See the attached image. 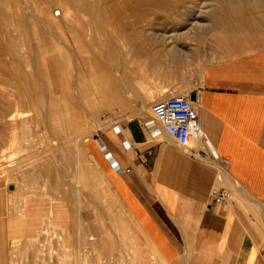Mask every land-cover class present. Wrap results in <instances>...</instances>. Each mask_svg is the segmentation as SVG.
<instances>
[{
    "label": "rangeland",
    "instance_id": "374dc122",
    "mask_svg": "<svg viewBox=\"0 0 264 264\" xmlns=\"http://www.w3.org/2000/svg\"><path fill=\"white\" fill-rule=\"evenodd\" d=\"M88 1H92L88 8L70 2L71 15L64 13L58 0H26V3L20 0L22 9L12 4L5 11L0 6V188L6 192L8 220L11 221L4 264H167L145 239L133 236L129 217L87 149L88 140H98L104 126L120 121L110 113L108 103L117 87L107 88V75L116 79L113 75L118 68L125 75L144 78L148 84L155 85L157 92L145 97L151 115L150 108L155 101L187 92L182 88L179 92L171 91L170 79L181 73L197 72L198 51L203 44L200 39L206 35L202 33L211 24H218L223 12L217 6L218 0H170L172 7L165 8L167 11L132 12L120 6L118 20L108 23L100 0ZM44 4L51 5L49 17L41 10ZM57 11L63 12L57 14ZM100 11L104 19L92 17ZM72 15L76 16L73 21ZM50 18L55 21L48 22ZM90 19H93L91 23ZM102 20L106 22L103 25ZM182 33L184 38L181 39ZM167 43L182 52L191 48L192 54L181 52L178 59H172L168 53L172 46ZM139 47L151 56L160 55L157 62L150 61L149 56L141 58L132 53L130 48ZM96 54L105 60L106 73L102 74L100 67L91 68L89 59ZM62 58L65 70L60 68ZM155 64L156 71L147 70ZM98 75L103 84L95 79ZM100 92L108 96L107 99H102ZM125 97L136 98L133 94ZM12 111L13 117L16 115L14 119ZM71 111L81 113L82 119L85 117L88 131L82 136L79 135L82 132L67 130L74 120ZM77 149L85 150H79L84 153L80 156L82 159ZM87 152L92 160L94 158L96 167L89 164ZM92 168L102 172V177L99 176L103 182L90 181ZM80 170L84 175L87 173V179L78 177ZM12 184L14 188H10ZM79 222L85 229L82 230L84 243L89 242L86 245L88 260L81 258L80 246L72 245L73 239L81 237ZM136 239L140 241L138 244H134Z\"/></svg>",
    "mask_w": 264,
    "mask_h": 264
},
{
    "label": "crops",
    "instance_id": "0c3cea01",
    "mask_svg": "<svg viewBox=\"0 0 264 264\" xmlns=\"http://www.w3.org/2000/svg\"><path fill=\"white\" fill-rule=\"evenodd\" d=\"M236 13L205 28L197 72L169 82L171 91L196 94L213 151L203 139L185 147L161 124L147 127L149 102L140 95L156 93V86L118 68L112 74L117 82L107 88L117 87L119 96L108 105L120 121L100 128L98 140H88L138 226L131 229L167 264H264V16ZM223 20L231 27L222 26ZM130 94L136 98L125 97ZM214 188L224 196L214 197ZM6 198L0 188V264L11 222Z\"/></svg>",
    "mask_w": 264,
    "mask_h": 264
},
{
    "label": "bare ground",
    "instance_id": "6f19581e",
    "mask_svg": "<svg viewBox=\"0 0 264 264\" xmlns=\"http://www.w3.org/2000/svg\"><path fill=\"white\" fill-rule=\"evenodd\" d=\"M38 2H40V1H38ZM52 2V1H51ZM70 2H72V3H74V5H78V6H84V7H86V8H88L90 5H91V2H89L88 0H58V4H60L61 5V8H62V10L64 11V13L66 14V15H71V13L70 12H73V11H71L72 9H71V6H70ZM97 2H99V1H95V3H97ZM181 2V1H180ZM215 2V1H214ZM25 3H26V0H25ZM35 4H36V2H34ZM33 3V4H34ZM43 3H45V2H43ZM94 3V4H95ZM99 3H101L100 5L101 6H103L106 10H105V12H103L105 15H103V14H101L102 12L100 11V13H97L96 14V16H92V17H95V19H99V18H103V16H105V19H106V22H108V23H111V22H113V21H115V20H118L117 18H118V16H117V14H118V9H120V6H123V7H126V8H130L131 10H132V12H135V11H141V10H143V9H146V10H150V9H158V11H159V9H161L160 11H162V9H167L169 6H170V8L172 7L171 6V4H170V0H100V2ZM211 3H213V2H211ZM12 4H15L16 5V7L18 8L19 7V9L22 7L21 5H20V0H0V6L4 9V11L5 10H7L8 8H10V6H12ZM191 4V3H190ZM189 4V5H190ZM217 6H219L221 9H220V11H222L223 13H226V12H234L233 14H235L236 12L237 13H239V14H241L240 12H245L246 10H248V9H250V11H256V13H260L261 14V11H263L264 12V0H254V1H250L249 0V2H247L246 0L244 1V0H218V2H217ZM194 5V4H193ZM195 5H198V4H196V2H195ZM194 5V6H195ZM21 6V7H20ZM95 6V5H94ZM176 6V5H175ZM24 7V6H23ZM202 7V6H201ZM200 7V8H201ZM55 8V7H54ZM91 8V7H90ZM199 8V9H200ZM203 8V7H202ZM12 9V8H11ZM18 9V10H19ZM22 9V8H21ZM60 9V8H59ZM58 9V10H59ZM100 9V8H99ZM165 9V10H166ZM196 9V8H195ZM38 10V9H37ZM41 10H44L45 12L44 13H46L47 15H48V17L51 15V13H52V10H51V5H49V4H44V6L41 8ZM41 10H39V12L41 11ZM93 10V9H92ZM168 10V9H167ZM166 10V11H167ZM205 10V9H204ZM63 11H57L56 13L57 14H59V13H61V12H63ZM103 11V10H102ZM31 12V11H30ZM38 12V11H37ZM38 12V13H39ZM43 12V11H42ZM205 12V11H204ZM262 12V13H263ZM187 13V12H186ZM193 13H194V11H193ZM203 13V12H202ZM201 13V14H202ZM221 14V15H223L224 16V14ZM230 13V14H231ZM236 13V15L237 16H239L238 14ZM18 14V13H17ZM233 14H231V15H233ZM103 15V16H102ZM189 15H191V14H189ZM198 15H199V13H198ZM226 15V14H225ZM245 15V14H244ZM256 15H258V14H256ZM245 16H247V13H246V15ZM248 16H249V14H248ZM253 16V15H252ZM259 16V15H258ZM261 16V15H260ZM259 16V17H260ZM263 16H264V14H263ZM37 17V16H36ZM73 17H76L75 15H72V17L70 16V18H72V21L74 20L73 19ZM177 17H179V15L177 16ZM190 17H192V16H190ZM202 17V16H201ZM213 17V16H212ZM216 17V16H215ZM240 17H243L242 15L240 16ZM255 17H257V16H254V18ZM188 18V17H187ZM194 18V17H193ZM197 18H199V16L197 17ZM196 18V19H197ZM238 18V17H237ZM262 18V17H261ZM67 19V18H66ZM104 19V18H103ZM239 19H241V18H239ZM256 19V18H255ZM39 20V19H38ZM163 20V19H162ZM219 20V19H218ZM236 20V19H235ZM257 20V19H256ZM259 20V19H258ZM40 21V20H39ZM42 21V20H41ZM53 21H55L54 19H49L48 20V22H50V23H52ZM60 21V20H59ZM93 21V19L91 20L90 19V23ZM103 21V23H102V25L103 24H105L106 22H104V20H102ZM182 21V20H181ZM261 21V20H260ZM163 22V21H162ZM178 22H180V21H178ZM188 22H190V21H188ZM201 22V21H200ZM218 22V21H217ZM222 23V26H224L225 28H229V27H231L230 25L232 24H230L229 22H226V20H223V21H221ZM226 22V23H225ZM259 22V21H258ZM257 22V24H259ZM79 23V22H78ZM89 23V24H90ZM165 23V22H164ZM193 23V22H192ZM196 23H198V22H196ZM203 23V22H202ZM201 23V24H202ZM208 23V22H207ZM225 23V24H224ZM45 24V23H44ZM43 24V25H44ZM200 23H198V25H199ZM200 24V25H201ZM204 24V23H203ZM210 24V23H209ZM235 24H236V22H235ZM46 25V24H45ZM242 25V24H241ZM247 25H248V23H247ZM261 25H262V23H261ZM168 26V25H167ZM192 26V25H191ZM203 26V25H202ZM202 26H200V27H202ZM249 26V25H248ZM251 26V25H250ZM249 26V27H250ZM263 26V25H262ZM16 27V26H15ZM196 27H197V25H196ZM199 27V26H198ZM234 27V26H233ZM252 27V26H251ZM97 28V27H96ZM260 28V27H259ZM233 29V28H232ZM236 29V28H235ZM235 29H234V32H235ZM261 29V28H260ZM16 30V29H15ZM187 30V29H186ZM186 30H184V32L186 31ZM199 30V29H198ZM223 30V29H222ZM237 30H239L238 28H237ZM243 30H245L244 28L242 29V31ZM248 30V32H249V29H246V31ZM252 30V29H251ZM264 30V29H263ZM11 31V30H10ZM189 32H190V28H189V30H188ZM193 31V30H192ZM224 31V30H223ZM232 31V30H231ZM240 31H241V29H240ZM98 32V31H97ZM149 32V31H148ZM195 32V31H194ZM225 32V31H224ZM254 32H255V30H254ZM157 33V32H156ZM161 33V32H160ZM173 34L175 33V32H172ZM181 33V32H180ZM179 33V34H180ZM192 33V32H191ZM210 33H211V31H210ZM238 33V32H237ZM241 33V32H240ZM244 33V32H243ZM264 33V32H263ZM262 33V34H263ZM163 34V33H162ZM167 34V32L165 33V35ZM178 34V35H179ZM193 34V33H192ZM228 34V33H227ZM226 34V35H227ZM242 34V33H241ZM6 35V34H5ZM76 36H77V34H75ZM154 35H155V33H154ZM168 35H169V33H168ZM171 35V34H170ZM170 35H169V38H173V40H174V37L172 36V37H170ZM177 34H176V36H178ZM233 35V34H232ZM260 35V34H259ZM264 35V34H263ZM175 36V35H174ZM181 36V35H180ZM186 37H188L189 36V34H187V35H185ZM238 36V35H237ZM10 37V36H9ZM159 37V36H158ZM185 37V38H186ZM207 37V36H206ZM234 37V36H233ZM239 37V36H238ZM246 37H247V35H246ZM163 38V37H162ZM164 38H166V42H167V39H168V37L167 36H165ZM178 38H180V37H178ZM178 38H177V41H178ZM182 38H184L183 37V33H182V36H181V39ZM251 38H253V35H252V37ZM257 38H259V37H257ZM14 39V38H13ZM159 39H161V38H159ZM247 39V38H246ZM245 39V40H246ZM170 40H172V39H170ZM169 40V41H170ZM175 40H176V38H175ZM196 40V39H195ZM198 40V39H197ZM225 40H227L226 38H225ZM235 40V39H234ZM161 41V40H160ZM177 41H175L174 43L176 44L177 43ZM189 41V40H188ZM201 41V40H200ZM229 41V40H228ZM242 41V40H241ZM249 41V40H248ZM255 41V40H254ZM18 42V41H17ZM165 42V41H164ZM172 42V41H171ZM170 42V43H171ZM219 42V41H218ZM264 42V41H263ZM65 43H67V42H65ZM169 43V42H168ZM167 43V44H168ZM174 43H171L172 45L174 44ZM187 43V42H186ZM194 43V42H193ZM243 43V42H242ZM256 43V42H255ZM171 44H168L169 45V47H170V45ZM189 44V43H188ZM222 44V43H221ZM247 44V43H246ZM248 44H249V42H248ZM260 44V43H259ZM264 44V43H263ZM69 45V44H68ZM171 45V46H172ZM182 45V44H181ZM193 45V44H192ZM192 45H191V47H192ZM242 45V44H241ZM251 45V44H250ZM174 46V45H173ZM173 46L172 47H170V48H168L169 49V55H170V58H172V59H178L177 58V55H179V53H181L182 52V50H177V49H174L173 48ZM197 46V45H196ZM195 46V47H196ZM227 46H229L228 45V43H227ZM227 46H225V47H227ZM231 46V45H230ZM234 46V45H233ZM71 47V46H70ZM134 47V46H133ZM175 47V46H174ZM190 47V46H189ZM242 47V46H241ZM253 47V46H252ZM16 48V47H15ZM112 48V47H111ZM197 48H198V46H197ZM196 48V49H197ZM251 48V47H250ZM249 48V49H250ZM72 49V48H71ZM131 50H132V53H134L135 55H138V56H142L141 58H143V56H149V59H151V60H155L156 62H157V60H158V56H160V55H153V56H151V55H149L147 52H146V49L144 50V49H142V48H136V49H132V48H130ZM184 49H186V48H184ZM188 49V48H187ZM128 50V49H127ZM192 49L190 48V51H188V52H191L190 54H192V51H191ZM59 51V50H58ZM112 51V50H111ZM111 51L109 52V53H111ZM129 51V50H128ZM198 51V50H197ZM246 51H248V49L246 50ZM252 51V50H251ZM17 52V51H16ZM183 52H184V54L185 53H187L188 54V52H186L185 50H183ZM183 52H182V54H183ZM245 52V51H244ZM97 53V52H96ZM130 53V52H129ZM168 53H165V54H168ZM100 54V53H99ZM183 54V55H184ZM196 54V53H195ZM63 55V54H62ZM68 55V54H67ZM102 56H104V55H102ZM181 56V55H180ZM187 56V55H186ZM189 56V55H188ZM192 56V55H191ZM64 57V56H63ZM66 57V56H65ZM168 59H169V57L168 56H166ZM1 58V57H0ZM90 58V57H89ZM180 58V57H179ZM183 58V57H182ZM181 58V59H182ZM194 58V57H193ZM90 60V65L92 66H90L91 68H101V70H102V74H103V72L105 71V73H106V69H105V63H104V61H103V58H100L97 54L96 55H94V56H92L91 57V59H89ZM145 60V59H144ZM148 60V59H147ZM183 60V59H182ZM172 61H174V60H172ZM190 61V60H189ZM60 62H61V64H60V68H62V69H64V66H63V58H62V60H60ZM184 62V61H183ZM193 62V61H192ZM173 63V62H172ZM180 64V63H179ZM144 65V64H143ZM174 65H175V63H174ZM181 65V64H180ZM188 66H189V64H188ZM146 67V66H145ZM156 64H155V66H148L147 67V70L149 69V70H151L152 69V71L153 70H155L156 71ZM78 68V67H77ZM99 68V69H100ZM103 68V69H102ZM184 69H185V67H184ZM183 69V70H184ZM65 70V69H64ZM78 70V69H77ZM182 70V71H183ZM2 71V70H1ZM108 72V71H107ZM146 72V71H145ZM184 72V71H183ZM66 74V73H65ZM64 75V74H63ZM1 76V75H0ZM101 76V75H100ZM176 76V75H175ZM174 76V77H175ZM95 77V76H94ZM71 78V77H70ZM97 78L99 79V80H97ZM98 82H99V84H103V79H102V77H100L99 78V75H98V77H96L95 78ZM114 78H110V77H108V75H107V78H106V82H107V85H112L113 84V82H117V79H114ZM142 86V85H141ZM9 87V86H8ZM26 88V87H25ZM68 90V89H67ZM70 90V89H69ZM156 90V89H155ZM72 91V90H71ZM68 92V91H67ZM106 92V91H105ZM71 92H69V94H70ZM101 93V92H100ZM108 93V92H107ZM25 94V93H24ZM61 94V93H60ZM71 96H72V94H70ZM76 95V94H75ZM102 95V96H101ZM101 98L102 99H104V98H106L107 99V97H106V95H103V93H101ZM24 96V95H23ZM61 96V95H60ZM119 96V94L116 92V94L114 95V96H111V102H112V99H115V98H117ZM144 96V95H143ZM147 96H149L148 94L147 95H145L144 97H147ZM27 97V96H26ZM67 97V96H66ZM156 97V96H155ZM25 98V97H24ZM62 98V97H61ZM64 98V97H63ZM70 98L71 97H69L67 100H69L70 101V105H71V100H70ZM99 98V97H98ZM28 100V99H27ZM61 100V99H60ZM66 100V101H67ZM105 100V99H104ZM64 101V100H63ZM110 102V103H111ZM112 104V103H111ZM59 106V105H58ZM113 107V106H112ZM111 108V107H110ZM116 108V107H115ZM19 112V111H18ZM25 112V111H24ZM23 113V112H22ZM71 113H72V115H73V121H71L70 122V125H69V127H68V132L69 133H74L75 131L77 132H82V133H79V135L80 136H82L81 134H83L84 132L86 133L88 130V126L87 125H85L86 123L84 122V118L85 117H83V119H82V116L83 115H81V113H78L77 114V112H72L71 111ZM15 113L12 111L11 112V117L14 119V117L16 116H14L13 117V115H14ZM24 115V114H23ZM23 115H21V116H23ZM25 117V116H24ZM8 118H10V115L8 116ZM78 118V119H77ZM87 118V117H86ZM83 121V122H82ZM85 121H87L86 119H85ZM62 129H63V127H62ZM66 130V131H67ZM77 134V133H76ZM83 137H84V135H83ZM82 137V138H83ZM91 137V136H90ZM77 139V138H76ZM78 140V139H77ZM81 140V139H80ZM82 141V140H81ZM78 142V141H77ZM81 143V142H80ZM79 143V144H80ZM210 147L212 148V145H211V143H210ZM88 149V148H87ZM78 150V157L79 158H81L80 156L83 154L84 155V151H83V149H77ZM79 150H82L83 152H82V154H81V152L79 151ZM77 153V152H76ZM87 155L89 156V159H88V161H90L89 162V164H91L92 165V167L93 166H97L96 165V163H93V161H94V158H93V160L91 159L92 157H91V154H89L88 152H87ZM77 156V155H76ZM78 157H77V161H78ZM83 158H84V156H83ZM82 159V158H81ZM86 159V158H85ZM96 162V161H95ZM88 163V162H87ZM88 166H90V165H88ZM81 167V166H80ZM91 167V166H90ZM81 169V168H80ZM91 169V168H90ZM100 169V168H99ZM83 170H84V168H83ZM97 170H98V168H97ZM81 171V170H80ZM79 171V172H80ZM84 172H85V170H84ZM84 172H80L79 173V175H78V177H82V178H86L88 175H87V173L84 175ZM91 172V175H89L90 177H91V179H90V181L92 182V180L94 181V180H97V181H102L103 182V179L101 178L102 177V172H99V171H97L96 172V170H94L93 168H92V170L90 171ZM41 173H45V172H42L41 171ZM89 173V172H88ZM99 174L101 175V177L99 176ZM104 175V174H103ZM89 177V178H90ZM106 177V176H105ZM87 179V178H86ZM106 179V178H105ZM104 179V180H105ZM87 181V180H86ZM14 184V183H13ZM105 185V184H104ZM106 185H108V184H106ZM92 186V185H91ZM109 186V185H108ZM16 188V187H15ZM92 188H94V187H92ZM96 188V187H95ZM94 188V189H95ZM109 188H110V186H109ZM108 188V189H109ZM93 189V190H94ZM96 190H99V186H97V188H96ZM106 190H107V187H106ZM105 190V191H106ZM101 191V190H100ZM110 191V190H109ZM107 192V191H106ZM111 192V191H110ZM94 193H96L97 194V192H94ZM102 193H103V191H102ZM112 193V192H111ZM113 194V193H112ZM99 195H100V193H99ZM103 195V194H102ZM105 195H108V193H105ZM97 196V195H96ZM114 196V195H113ZM110 197V196H109ZM116 197V196H115ZM103 199H105V198H103ZM118 199V198H117ZM119 200V199H118ZM117 200V201H118ZM108 201V200H107ZM122 209V208H121ZM79 210H80V208H79ZM83 213V212H82ZM122 213V212H121ZM127 213V212H126ZM129 214V213H128ZM129 216V215H128ZM83 217V216H82ZM131 217V216H130ZM131 220H132V218H131ZM80 221H82V220H80ZM129 221H130V219H129ZM128 220H127V222H129ZM75 223H76V221H75ZM80 223L81 222H79V226H80ZM86 224V223H85ZM84 224V225H85ZM128 224H130V225H135L137 228H134L133 226V228L134 229H138V226L136 225V223H132V221L130 222V223H128ZM87 225V224H86ZM89 225V224H88ZM82 226H83V224H82ZM118 226V225H117ZM100 227V226H99ZM124 227V226H123ZM130 227V226H129ZM82 228V229H81ZM84 227H81L80 226V229H81V232H79V234L81 235V237L79 236L77 239H73V241H72V245L73 246H75L76 244V246H80V252H79V254H80V256H81V258L83 259V260H86L87 259V257H88V252H87V250H86V245L89 243L88 241H87V243H84V236H82V230L84 231L85 229H83ZM86 228V227H85ZM125 228V227H124ZM75 230H76V228H74ZM119 229H120V227H119ZM129 229V228H128ZM121 230V229H120ZM80 231V230H79ZM131 231V230H130ZM133 231V236H135V238H136V236L138 237V234L136 233V231H138V230H136L135 232H134V230H132ZM73 235V234H72ZM75 235V234H74ZM93 236V235H92ZM125 236V235H124ZM123 236V237H124ZM132 236V237H133ZM139 238V237H138ZM44 239V238H43ZM130 239V238H129ZM140 239V238H139ZM90 240V239H89ZM92 240V239H91ZM131 241H133L132 240V238H131ZM130 241V242H131ZM140 242L139 240H137L136 239V241L135 242ZM86 242V241H85ZM112 242V241H111ZM126 242V241H125ZM129 242V241H128ZM134 242V241H133ZM133 242H132V244H133ZM138 242L137 243H134V244H138ZM40 248V247H39ZM10 252V251H9ZM15 252V251H14ZM31 252V251H30ZM37 252H38V250H37ZM87 252V253H86ZM42 253V252H41ZM46 256H47V254H46ZM45 256V257H46ZM14 258V257H13ZM82 260V261H83ZM88 260V259H87ZM50 261V260H49ZM146 261V260H145ZM14 262V261H13ZM15 262H17V261H15ZM14 262V263H15ZM100 262V261H99ZM86 263V262H85Z\"/></svg>",
    "mask_w": 264,
    "mask_h": 264
},
{
    "label": "built area",
    "instance_id": "2783aa9c",
    "mask_svg": "<svg viewBox=\"0 0 264 264\" xmlns=\"http://www.w3.org/2000/svg\"><path fill=\"white\" fill-rule=\"evenodd\" d=\"M150 110L151 115L144 121L147 127L151 128L161 124L167 133L185 147L191 146L192 142L197 139H203L206 146L213 151L204 131L196 101L192 100L189 95L172 94L155 101ZM107 155L112 157L111 152ZM212 195L223 197L224 193L214 188Z\"/></svg>",
    "mask_w": 264,
    "mask_h": 264
},
{
    "label": "water",
    "instance_id": "95a60500",
    "mask_svg": "<svg viewBox=\"0 0 264 264\" xmlns=\"http://www.w3.org/2000/svg\"><path fill=\"white\" fill-rule=\"evenodd\" d=\"M191 99H192V100H195V99H196V94H195V93H193V94L191 95ZM10 188H14V185H13V184L10 185Z\"/></svg>",
    "mask_w": 264,
    "mask_h": 264
}]
</instances>
